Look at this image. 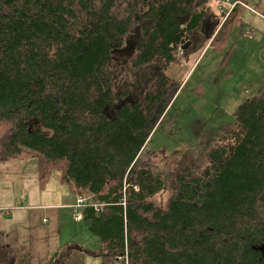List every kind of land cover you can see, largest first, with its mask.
I'll return each instance as SVG.
<instances>
[{"label": "trees", "instance_id": "1", "mask_svg": "<svg viewBox=\"0 0 264 264\" xmlns=\"http://www.w3.org/2000/svg\"><path fill=\"white\" fill-rule=\"evenodd\" d=\"M206 4L0 0V176L36 159L40 189L56 180L84 198L80 221L100 242L72 244L48 264L75 251L100 264L125 252L128 264H264V85L238 106L233 143L213 147L201 175L176 169L169 183L138 166L181 87L168 69L190 53ZM245 12L221 16L215 50L229 54ZM136 33L127 72L154 75L135 96L119 89L115 62ZM0 264L17 258L0 247Z\"/></svg>", "mask_w": 264, "mask_h": 264}, {"label": "rangeland", "instance_id": "2", "mask_svg": "<svg viewBox=\"0 0 264 264\" xmlns=\"http://www.w3.org/2000/svg\"><path fill=\"white\" fill-rule=\"evenodd\" d=\"M207 4L211 6V0H207ZM219 5L215 3L217 9ZM244 21L251 23L249 12H246ZM238 32L239 28H236L230 46L242 47L243 53L231 57V63L228 61L227 52H219L210 44L206 48L205 43L208 38L206 39L205 36L192 46L186 56L179 53L178 64L171 66L168 74L179 81L181 87L140 155L138 160L140 168L152 169L155 174L164 177L169 183L170 173L176 169L195 165L194 174L199 176L208 165L207 154L213 147L233 143L230 138L239 128L235 117L238 106L245 99L255 95L264 85L262 79L264 65L260 67L262 54L260 51L253 55L249 54L247 49L252 38L244 35L238 38ZM248 32L254 35L251 25L247 27L245 35ZM138 39L139 34H133L124 50L117 55L115 62L116 70L119 68V89L129 90L135 96L151 87L154 75L153 67L146 70L137 69L131 74L127 72ZM233 63L238 64L239 68L233 66ZM8 167L11 169L10 172L0 176V193L15 194L19 197L29 192V196L37 197L45 191L41 194L44 205H56L59 210L66 213L70 222L72 219L75 220L74 210L64 206L59 199L61 190L71 197L74 194L69 192L67 186L57 183L56 180H51L41 190L36 159L20 163L15 169L11 164H7L3 167V172ZM65 226L63 224L62 228ZM89 236L93 240H98L93 233ZM76 258L74 257L71 264L76 262ZM65 262L63 261V264ZM77 264L82 263L77 262Z\"/></svg>", "mask_w": 264, "mask_h": 264}, {"label": "crops", "instance_id": "3", "mask_svg": "<svg viewBox=\"0 0 264 264\" xmlns=\"http://www.w3.org/2000/svg\"><path fill=\"white\" fill-rule=\"evenodd\" d=\"M211 2V6L206 4L207 9L202 22V29L196 37L197 41L204 36L206 39L208 38L205 43L206 48L209 44L211 45V41L219 29L221 18L219 8L217 9L215 6L217 1L211 0ZM244 2L251 8L244 7L246 12L250 13L252 21L251 23L244 21L245 28L243 35L246 36V29L250 25L254 29V35L250 37L252 38V42L249 44L247 52L253 55L260 51L262 54L260 67H263L264 0H244ZM223 22L224 18L221 24ZM242 53V47L238 48V46H234L228 54V61L231 63V57H237ZM235 64L233 63V66L239 68V65ZM12 168L15 169V166H12ZM10 170L9 167L5 168L4 173L7 174ZM43 193L45 191L37 197H33L32 195L29 196V192H27L25 195L21 194L19 196L21 198L15 194L0 193V247H6L17 258V264H48L52 256L64 252L72 244H79L90 250H98L100 248L99 239L93 240L90 238L89 235L92 232L88 229L87 225L80 220L75 221L72 219V222H70L66 213L59 210L56 205H44L45 202L41 196ZM60 195V202L64 206L73 209L76 197L74 195H72L73 197L69 196L70 194L63 190H61ZM63 224L66 226L62 228ZM74 257H77L74 264H77V262H81L82 264H100L98 258L88 256L80 251H75L65 260V264H71ZM114 264L120 263L115 262Z\"/></svg>", "mask_w": 264, "mask_h": 264}, {"label": "built area", "instance_id": "4", "mask_svg": "<svg viewBox=\"0 0 264 264\" xmlns=\"http://www.w3.org/2000/svg\"><path fill=\"white\" fill-rule=\"evenodd\" d=\"M216 1L218 4H220L218 7L219 8L218 10L220 11L222 18H224V21L230 15L232 10L238 5H241L243 7L251 9V8H249V6H247L242 1H235V0H232V1L231 0H216ZM251 34H252V32H248V34H246V36L251 37L252 36ZM85 205H86V200L82 197H78L76 204L73 206L74 218L76 220H82L83 219L81 209L84 208ZM115 262L120 263V264H128V254L125 252V254L119 255Z\"/></svg>", "mask_w": 264, "mask_h": 264}, {"label": "water", "instance_id": "5", "mask_svg": "<svg viewBox=\"0 0 264 264\" xmlns=\"http://www.w3.org/2000/svg\"><path fill=\"white\" fill-rule=\"evenodd\" d=\"M257 249H258L259 251H261V252H263V253H264V245H262V246H259Z\"/></svg>", "mask_w": 264, "mask_h": 264}, {"label": "flooded vegetation", "instance_id": "6", "mask_svg": "<svg viewBox=\"0 0 264 264\" xmlns=\"http://www.w3.org/2000/svg\"><path fill=\"white\" fill-rule=\"evenodd\" d=\"M198 36V35H197ZM195 43H198L197 39H196V42Z\"/></svg>", "mask_w": 264, "mask_h": 264}]
</instances>
